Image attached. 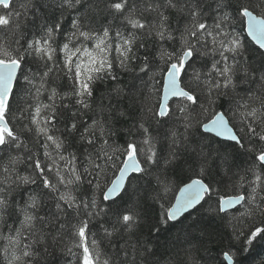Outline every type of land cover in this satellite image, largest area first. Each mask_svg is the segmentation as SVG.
<instances>
[{
	"label": "snow or ice",
	"instance_id": "obj_1",
	"mask_svg": "<svg viewBox=\"0 0 264 264\" xmlns=\"http://www.w3.org/2000/svg\"><path fill=\"white\" fill-rule=\"evenodd\" d=\"M53 3L59 16L37 28L35 0H19L18 6L16 0H0L4 264H40L56 246L75 257V264H160L153 260V233L158 238L162 225H182L213 196L209 213L231 211L237 239L244 225L248 243L264 236V65L256 70L252 64L254 56L264 60V0ZM65 13L75 16L67 35ZM30 14L35 35L29 32ZM173 14L184 21L175 29ZM98 21L103 22L96 27ZM117 70L133 74L140 85L126 92ZM60 79L66 87L58 90ZM108 80L116 84L97 97L98 83ZM245 82L250 87L238 91ZM125 97L141 116L121 129L117 124L128 113L118 105ZM222 98H228L227 111L216 110ZM152 121L168 125L160 139L152 134ZM121 131L123 144L117 143ZM161 142L164 155L156 148ZM224 142L252 154L247 168L234 171L241 166L218 153L214 145ZM76 144L80 148L69 151ZM213 160L218 178L210 180ZM185 164L197 178L189 177L175 195L169 173ZM146 176L155 187L132 201L133 181ZM149 196L160 211L144 239ZM99 217L111 225H100V239L92 232ZM181 231L178 246L203 243L195 219ZM104 240L107 247L101 246ZM184 251L166 264H199L198 248ZM223 256L231 264L233 257Z\"/></svg>",
	"mask_w": 264,
	"mask_h": 264
},
{
	"label": "trees",
	"instance_id": "obj_2",
	"mask_svg": "<svg viewBox=\"0 0 264 264\" xmlns=\"http://www.w3.org/2000/svg\"><path fill=\"white\" fill-rule=\"evenodd\" d=\"M35 2L36 8L33 11L35 12L37 28L44 24L46 20L51 22L53 18L59 16V10L55 7L53 0H35ZM208 2L214 3V0H208ZM231 2L233 5H235L236 0H231ZM18 3L19 0H16L17 6ZM49 5L52 6L49 7ZM74 18V15H69L67 13H65V16L63 17V27L65 29L66 35L70 34V22ZM31 21L32 17L30 14L29 32L35 35L37 28H33L31 26ZM102 22L103 21H98L96 27H99V24ZM183 22L184 21L182 17L176 16L175 14L172 15L171 23L174 29L178 25H182ZM118 23V21L113 22V29H115ZM238 27L239 26L237 25V28ZM247 42L251 43L250 39H248ZM89 46L91 47V45ZM252 64L256 70H259L261 66L264 65V60H262V58L257 55L254 56ZM117 71L119 74V70ZM258 74L259 73L257 71V75ZM119 77V86L125 88L126 92L131 89L134 84L140 85V82L134 80L133 74L131 73L119 74ZM144 79L147 80L148 77L145 76ZM115 84L116 82L111 80L98 83L96 96L99 97L101 94L109 91ZM57 85L58 90L64 89L66 87V81L60 79L57 81ZM157 87H159V85H157ZM248 87H250V85L247 82L241 83L238 85V91ZM133 92L135 95H139V92H137L135 89ZM240 94L243 95V92L241 91ZM105 103H107V101H105ZM113 103H116V101L114 100ZM118 106L120 107L121 111L128 113L127 119L121 118L120 123L117 124L118 128L126 129L132 124L134 119H139L141 116L139 106L135 105L130 107V101L127 97L121 99ZM229 106L228 98H222L219 101L216 110L227 111ZM85 119H87V117H85ZM167 127L168 125H158L154 121L150 123L152 134L153 136L157 137V139L163 137ZM198 137L199 134L194 132V139H198ZM125 139L126 133L121 131L119 137H117V143L123 144ZM132 139L139 140V136L132 137ZM214 147L218 150L220 155H224L226 153L229 154L231 156V163L241 166L240 168H235L234 171H242L251 163L252 154L245 153L243 150L237 147L230 146L229 142L215 144ZM78 148H80V145L76 144L75 147L70 148L69 151H76ZM156 148L160 155H164L167 151V146L164 142L157 143ZM65 155H67V152ZM209 163L212 166L209 169L210 175L208 179L214 180L215 178H218L216 162L213 160ZM20 168L23 170L24 166L21 165ZM194 170L195 169L189 164H185L183 168H177L174 172L169 173V178L172 181L175 195H178V189L183 187L185 182H190L189 177L197 178L195 175H193ZM151 179L152 177L146 176L143 180L133 181L132 188L129 189V196H131L132 201H136L137 196L142 197L145 190L150 192L151 188L155 187L154 181L151 186L149 185L148 181ZM87 187V185L84 186L85 189H87ZM134 192L135 194H133ZM171 195H173V193H169V196ZM210 205L212 208H215V196H213V199L209 202V204H204L202 208L193 213L192 218L185 220L182 225L177 224L175 228H169L168 226L162 225L158 238H156L155 233H153L151 246L155 248L158 253L157 256L153 257V260L160 261V264H166L169 258L176 257L177 253H179L180 257H183L185 254V249L198 248V251L195 253V255L199 264H228L223 256L224 252H228L233 257L234 264H264V236H258L255 239H252L251 243H248L246 239V237H248V225H244V234L241 235L239 239H237L233 234L234 226L237 225V219L233 218V213H222L219 216L214 212L210 214L208 211ZM159 211V204L154 203L149 196L147 200L148 220L145 221V227L143 228L144 239L149 238L147 224L155 223V219ZM236 217L239 218V213H236ZM193 219L197 221L198 226L202 229V232H197L196 236L198 240H202L203 243L197 244L194 242L193 245L184 244L183 246H178L175 243L177 236L183 235L181 229L187 228ZM240 223H244L243 219H240ZM101 224H104V226L108 228L111 227L110 224L105 223L104 217L94 219L92 221V232L98 233V239L103 237V229L100 228ZM101 246L107 247V241L104 240ZM75 259L76 258L70 255L66 249L63 248V246H56L49 248L48 253L43 256L40 264H75ZM0 264H4L2 257H0Z\"/></svg>",
	"mask_w": 264,
	"mask_h": 264
},
{
	"label": "water",
	"instance_id": "obj_3",
	"mask_svg": "<svg viewBox=\"0 0 264 264\" xmlns=\"http://www.w3.org/2000/svg\"><path fill=\"white\" fill-rule=\"evenodd\" d=\"M249 39H250V38H249ZM178 195H179V193H178ZM230 212H231V211H230ZM226 261H227V260H226ZM227 263L229 264V262H228V261H227ZM231 264H234V261H232V262H231Z\"/></svg>",
	"mask_w": 264,
	"mask_h": 264
}]
</instances>
